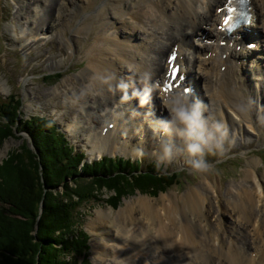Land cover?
<instances>
[{"label":"bare ground","instance_id":"1","mask_svg":"<svg viewBox=\"0 0 264 264\" xmlns=\"http://www.w3.org/2000/svg\"><path fill=\"white\" fill-rule=\"evenodd\" d=\"M226 1L28 0L18 11L26 12L20 14L25 23L17 26L27 49L71 29L74 52L81 47L73 44L78 35H89L95 27L94 35L86 39V64L74 80L89 91L80 101L86 120L78 114L69 129L82 134L93 152L111 148L114 152L119 146L126 154L137 155L138 149L152 147L155 139L168 143L178 130L185 132L184 125L176 122L161 131L163 118L156 112L163 110L166 121L170 120L165 103L186 104L199 112L206 130H213L217 122L232 135H249L261 128L256 121H262L258 99L264 110V0H251L252 23L231 35L218 27L223 15L219 9ZM86 20L88 24L83 23ZM73 22L77 26L72 31ZM205 33L212 39L210 46L204 45L208 44ZM251 38L257 41L255 51L247 48ZM175 46L187 80L167 96L157 85L165 79L167 58ZM52 65L59 67L58 62ZM195 66L193 76L190 67ZM66 84L73 83L68 79ZM120 84L126 88H118ZM187 84L194 95L184 94ZM140 90L151 99L143 107L131 95ZM153 97L158 109L153 107ZM88 122L89 128L79 129ZM102 129L108 137L95 140L96 131ZM198 131L189 135L192 143H198ZM158 151L162 155L160 147ZM257 169L254 161L248 162L244 178L250 185L239 182L234 192L226 188L230 198L217 196L215 186L206 181L190 186L181 196L163 195L159 202L148 196L132 198L113 218L110 212L97 210L88 225L104 235L100 264L106 256L108 264H264V170L260 174Z\"/></svg>","mask_w":264,"mask_h":264},{"label":"rangeland","instance_id":"2","mask_svg":"<svg viewBox=\"0 0 264 264\" xmlns=\"http://www.w3.org/2000/svg\"><path fill=\"white\" fill-rule=\"evenodd\" d=\"M27 1L28 0H0V83L2 86V89L0 87V104L3 105V103L7 101L10 96L18 98L20 106L16 110L17 113H20L18 118L23 121L22 123L35 116L54 120L57 127L67 136L68 143L75 146L77 150L85 151L88 161L94 160L97 162L100 157H107L108 159H112L114 157L122 158L124 160H129L131 163H137L142 168H146L148 165H151L150 169H156L155 174H165L173 177L171 181L169 180V182L172 183L169 184L165 182L166 187H163L165 190H160L157 193H155L156 191L144 193L143 191L134 188L135 184H131L130 186L126 184L121 185V189L119 187H111L108 185L107 187L104 186L102 188L99 186L94 187L89 198L85 201L83 200L78 207L76 216L78 226H75L74 234L71 236V238L73 237V239H75L80 238V233L86 234L89 246L86 257L88 260V262H86L87 264H100L99 255L100 251H102L100 244H103L102 237H104V235L100 234V230L98 231L99 234L96 233V231L91 230L88 225L93 219H95V213L97 210L103 209L106 212H110L113 218V216H116L118 211H120L124 202L130 201L132 198L134 199L138 196H148L159 202L161 196L163 195H171L172 197L181 196V194H183L190 186H196V184L198 186L206 181H210L215 186L214 189L217 196L218 194L224 195V199H226L230 198L228 193H226V188H230V191L234 192V187L239 182H244V185L246 186L250 185V183L245 181L244 178L245 171L248 169L249 161H254L259 169V172H257L260 174L262 173L264 170V110L260 99L258 100L262 109V121H256L257 124H259V127H261L259 131L251 130L249 135H238L237 132L232 135L229 131H227V135L221 141L220 147H216L215 142L210 141L207 146H201V153L189 154L186 146L192 142L190 141V136L187 134V129H185L184 136L177 135L174 136L171 141L169 140L168 144L170 146L175 145V148L172 149L171 156L169 158H164L163 155L159 153L158 147L161 143L159 139H155L156 143L152 147L145 149V151L140 152L138 149L137 155L130 153L126 154V151L121 150L119 146L113 152V149L109 145H106V147H110L111 150H106L103 153H99L97 151L93 152L89 143H87L85 138L81 136L82 134L73 132L69 129V126L73 125V121L78 114H83V118L85 115V109L82 110V103L80 104V101L83 100V95L89 96V91H87L86 86H83L81 83L74 80L76 79V75L86 64L84 50L87 49L89 44L88 41L86 42V39L94 35L95 27L93 26V31L89 35L86 33H80V35H78L80 39L78 40L77 38V43L72 42L76 48L81 46L77 52H74V50L71 51L72 45L70 38L72 35L75 36V34L71 32V29L66 30V28L64 29L66 31L61 30L59 31V34L51 35L49 40L41 41L38 45H31L27 49L26 46L28 44L24 45V42H22L23 38L21 31L17 26L18 22L22 25L25 23L26 18L24 16L26 12L22 11L19 13L18 11H21L20 7L24 6L23 2L26 4ZM108 8L111 11L109 6ZM20 14L24 15L23 19H20ZM98 18L99 16L97 19ZM78 21L79 20H77V22ZM77 22H73L71 24L72 31L76 28L75 26H77ZM83 23L88 24L89 20H86ZM13 27L15 28V32ZM191 38L192 36L190 37V40ZM161 43H165V40L163 39ZM255 50L256 49L253 51ZM55 62H58L59 66L56 69L52 65ZM190 69H192V75L194 76V70H197V67H190ZM68 79H71V84L73 83L72 86H67L66 82ZM140 79L146 83L144 79ZM256 87L259 88L258 83L256 84ZM83 88L84 90H82ZM152 99L155 101L153 106L154 109H158L160 105L157 104V106H155L156 98L153 97ZM149 100L151 101V99ZM14 105L15 104H11L10 102L5 103L6 107L4 106V109H6V111H12ZM148 105L151 106V103ZM156 113L166 120L163 110H157ZM1 119L2 118L0 117V120ZM90 125L89 122L83 123L79 126V129H87ZM93 126L94 125H92V127ZM22 129L24 128H21L20 126V130L18 132H15V134L11 137L3 139L2 142L0 141V174L1 165H3L4 161L10 160L11 154L13 156L18 154L20 163L22 162L20 153L24 151V144L27 146L28 143V146L34 150L30 135L27 131H22ZM5 130L3 122L0 121V136L2 133H5ZM102 130L103 131H96L95 140L100 136H105L106 138L108 137L107 131L104 133V129ZM119 135L120 134H118V136ZM0 139H2V137H0ZM175 140L176 142H174ZM180 141L181 147L178 146ZM113 142H116L115 137L113 138ZM195 160L204 161L208 165L207 169L204 171L194 169L192 162ZM36 168L37 176L42 177L41 175L43 174L41 173V167ZM91 170L93 169H87L86 171L91 172ZM93 171L98 175L107 173L102 165H98V168ZM19 178L21 183H23L21 185L22 187L20 186L21 183L17 185ZM87 178L89 179V177ZM25 182L28 181L26 180V176L23 172L16 175L13 180H11L10 177L6 180L8 185L4 188V190L6 194L9 192L7 197L10 198L11 201L12 198L13 200L15 199L14 201H17L18 205L22 203V199L24 198L22 195L29 192L31 193V196L34 197L37 192L34 189L35 186H37L35 176L33 181H29L30 186L26 185ZM68 182L71 183V180ZM38 183L43 184L42 180H40V182L38 181ZM23 185L27 186L26 189L23 188ZM41 187L43 188L44 186L41 185L40 188ZM61 188L62 187L59 186L56 190H51V188L46 190L47 192H53L54 194H57V196H60L63 192ZM117 188H119V190H117ZM73 197V200L79 202V199L75 196ZM42 201H44V198L41 200V203H34L35 206H31L28 209L31 220L34 221L35 219H40L41 212H44V218H46V221L49 220L50 217L47 218V215L49 214V203L45 201L46 203L42 204ZM45 205L47 206V212L44 211ZM2 206L3 208H6L8 205L6 206V204H4ZM7 210H9L8 207ZM6 213L9 214V211H6ZM109 225L110 224H108L107 227H109ZM30 234L32 236L37 234L36 226ZM51 237L53 241L56 239V241L59 240V242H49L45 239V242L41 241L38 244L37 240L39 239H35L33 241L36 242L37 246L39 245L38 250H40L41 246H47L48 248L46 247V249L48 250L61 249L60 239L56 238H59V236L57 234H52ZM47 242H49L48 245ZM107 244H112V242L109 241ZM13 249L15 248L13 247ZM56 250L54 251L56 252ZM41 255L45 256V253H42ZM107 257L108 256L104 257V264L110 263V261L107 262V259H110ZM13 258L15 257L13 256L12 260ZM138 258L139 257L137 256L136 260H138ZM84 259V257L74 258L72 255H67L64 260L67 264H74L75 262L80 264ZM35 261L36 263L34 264H37V256ZM177 263L180 262L177 261L176 264Z\"/></svg>","mask_w":264,"mask_h":264},{"label":"trees","instance_id":"3","mask_svg":"<svg viewBox=\"0 0 264 264\" xmlns=\"http://www.w3.org/2000/svg\"><path fill=\"white\" fill-rule=\"evenodd\" d=\"M7 101L3 105L0 104V117L2 118L0 121L3 122L6 129L5 133L0 136L2 137L0 141L2 142L3 139L11 137L20 130L21 126V128H24L22 131H27L30 135L34 150L28 146V143L27 146L24 144V151L20 153L21 163L18 154L16 156L11 154L10 160L4 161L1 165L0 264H34L36 263V256L37 264H67L64 260L67 255L86 259L89 248L86 234L80 233V238L75 239L71 236L74 234L75 226H78L76 221L78 207L83 200L89 198L95 186L102 188L108 185L121 189V185L130 186L135 184L134 188L144 193L154 191L157 193L160 190H165L163 188L166 187L165 182L172 183L169 182V180H172V176L155 174L156 169H150L151 165L142 168L137 163H131L129 160L122 158L108 159L103 157L97 162L87 163L84 161L86 158L85 153L76 150L68 143L67 137L57 127L54 120L35 116L22 123L23 121L18 118L20 113H17L16 110L20 106L19 99L10 96ZM9 102L15 104L12 111L4 109L6 107L5 103ZM98 165H102L107 173L102 175L95 173L93 170H96ZM36 167H41L42 177L37 176ZM87 169L93 170L90 172L86 171ZM22 172L26 176L28 182L25 183L28 186H30L29 181H33L35 176L37 186L34 189L37 192L34 197L29 192L22 195L24 196L22 203L18 205V202L14 201L15 199L12 198L11 201L7 197L9 192L6 194L4 188L8 185L6 180L9 177L13 180L16 175ZM40 180L43 184L38 183ZM69 180H71V183L68 182ZM19 183H21L20 178L17 185ZM26 185H23L24 189H26ZM41 185L44 187L40 188ZM59 186L62 187L63 191L60 196L46 190L49 188L56 190ZM73 196L79 199V202L73 200ZM19 197L21 198L20 195ZM43 198L42 204L46 203L45 201L49 203L47 218H50L46 221L44 212H41L40 219L33 221L30 219L28 209L35 206L34 203H41ZM4 204L8 205L9 210H7V207L3 208L2 205ZM46 208L45 205L44 211L47 212ZM6 211H9V214ZM35 226L37 234L32 236L30 232L35 229ZM52 234L59 236V238H56L60 239L61 249L48 250L46 249L47 246L44 245L45 247L41 246L38 250L39 245L37 246L36 242L33 241L35 239H39L37 240L38 244L41 241L45 242V239L49 242H59L56 239L52 240ZM49 242H47V245ZM42 253H45V256H42ZM11 256L15 258L12 260ZM85 259L80 264H87L88 260ZM74 264H77V262Z\"/></svg>","mask_w":264,"mask_h":264},{"label":"clouds","instance_id":"4","mask_svg":"<svg viewBox=\"0 0 264 264\" xmlns=\"http://www.w3.org/2000/svg\"><path fill=\"white\" fill-rule=\"evenodd\" d=\"M117 87L120 89H124L126 88V85L120 84ZM132 96L137 99V102L141 107L146 105L149 101V96L147 93L142 94L139 91H133ZM185 99L187 100V96H185ZM164 107L169 114L170 120H159L162 132H166L168 124L172 122L184 125L185 129L188 130V135H191L192 131L194 130H199L196 134V140L198 141V143H191L186 146L187 152L189 154L201 153V146H207L210 141H214L216 147H220L221 141L227 135L226 126L220 124L219 122L213 125V130H206L200 113L195 110H190L186 104L176 103L169 105L168 103H165ZM177 134L180 136H184L185 132L182 130H178ZM159 147L164 158H169L171 156L172 149L167 142H161L159 144ZM192 166L194 169L200 171H204L208 167V165L202 160L193 161Z\"/></svg>","mask_w":264,"mask_h":264},{"label":"snow or ice","instance_id":"5","mask_svg":"<svg viewBox=\"0 0 264 264\" xmlns=\"http://www.w3.org/2000/svg\"><path fill=\"white\" fill-rule=\"evenodd\" d=\"M228 11H233V9L229 8ZM249 47H253V45H249ZM174 56L170 57V60H174ZM179 74V69L176 67H173L172 72L170 73L171 77L177 78ZM174 86V83H169L165 85V91L170 90ZM178 86V85H176ZM188 89H185V92H187Z\"/></svg>","mask_w":264,"mask_h":264}]
</instances>
